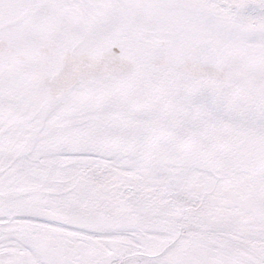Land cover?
I'll return each instance as SVG.
<instances>
[{
  "label": "snow or ice",
  "instance_id": "1",
  "mask_svg": "<svg viewBox=\"0 0 264 264\" xmlns=\"http://www.w3.org/2000/svg\"><path fill=\"white\" fill-rule=\"evenodd\" d=\"M0 264H264V0H0Z\"/></svg>",
  "mask_w": 264,
  "mask_h": 264
}]
</instances>
